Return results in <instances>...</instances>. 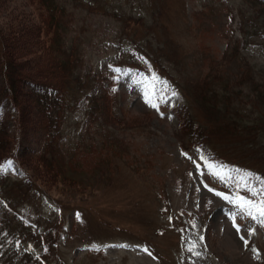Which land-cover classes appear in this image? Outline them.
Segmentation results:
<instances>
[{"label": "rangeland", "instance_id": "1", "mask_svg": "<svg viewBox=\"0 0 264 264\" xmlns=\"http://www.w3.org/2000/svg\"><path fill=\"white\" fill-rule=\"evenodd\" d=\"M57 2L66 44L81 48L82 61L73 109L57 134L61 152L51 160L39 156L47 141L37 139L41 109L17 79L53 81L58 73L41 40L38 13L46 10L36 0H0L7 72L23 107L19 128L4 108L13 140L2 148H18L0 166V264H264L260 218L230 202L259 204L264 189L214 164L181 129L186 118L214 121L211 109L191 101L200 89L224 90L229 107L255 113V94L264 95V4ZM243 111L235 114L247 120L234 126L254 127ZM235 132L222 155L264 160V148ZM256 132L255 139L264 135ZM237 164L262 171L264 183L262 163Z\"/></svg>", "mask_w": 264, "mask_h": 264}, {"label": "trees", "instance_id": "2", "mask_svg": "<svg viewBox=\"0 0 264 264\" xmlns=\"http://www.w3.org/2000/svg\"><path fill=\"white\" fill-rule=\"evenodd\" d=\"M36 1L38 5H42V7L46 10L45 14L38 13L39 21L42 25V27H40V34L44 37V39H41L43 42L42 44H44V51L48 52V54L52 53L51 58L55 61L54 63H56V71L58 73L53 76V81H34L33 79L24 78L25 76H21L22 78L17 77V79L19 82H27L29 88L33 91L32 96L37 102V108L41 109L42 123L38 128L40 133L37 139L42 140L43 137H47V141H41L42 143L39 156L44 157V154L49 153V159L53 160L57 157L59 151L61 152L59 143H57V134L59 135V129L63 123L64 115L73 109V96L78 93L77 90L79 88L77 86L79 85L78 82L81 81L77 76L76 70L82 61V55L80 47H76L73 44L68 46L66 44L64 34L67 31L68 26L66 22L64 23L62 20L64 15L62 5H60L57 0ZM259 3L264 4V0H259ZM4 48L2 37L0 35V57L4 58V64H0V166L3 165L7 159L13 157L14 154H11L12 149L16 150L18 148L17 145L12 148L10 147V151L9 149L5 150L2 148L3 143L6 146L10 140H13L9 134V125L6 124V126L3 122V118L7 116L4 111L6 109L8 110L7 112L10 114L8 115L9 120L14 127H23V107L22 103L17 99L18 94L14 90V77L10 76L7 72L8 70H11V66L10 62L6 59ZM248 80L249 79L246 81ZM40 83L42 84L40 85ZM74 83L78 84L75 88H72ZM227 93L228 92L224 90L217 91L207 88L203 90L200 89V91L194 94L192 99L189 96L188 98H190L191 101L193 100V102L201 103L202 106L205 108L207 107V114L210 115L213 112L214 121L213 123L211 122L212 125H210L204 119V121L208 123V125H205L204 121L199 124L196 121L193 123L191 122V119L188 120L186 118L182 119L183 123L181 124V129L187 132L190 137L198 139V141H196V145L201 147L204 151H207L211 161L219 164L229 174H241L245 182L246 179L248 182L253 181L254 185L260 186L259 190H262V188L264 189V183L263 180H261L263 175H260L262 174V171L247 168L237 163L245 160L254 163H262V165H264V160L261 157L255 158L254 156L252 159L240 155L239 157L238 155H235L234 157V159L238 160H232L231 158L222 155V151L226 149L224 147L226 144H223L222 142L228 135H233V132L239 131L238 133L235 132L237 133L236 137L239 136V140L242 138L241 141L243 143H246V145H249L250 147L254 146L257 150L264 148V135L258 139H255L256 137L253 136L255 131H257L256 135L264 132V95L262 92L260 94H255V100L257 103L253 105L255 112L254 115L250 113V109H245V111H243L235 109V107H229L224 98ZM4 108L6 109L4 110ZM214 108L220 112H224L225 110V114L222 115L221 113H214L216 111ZM209 109H211L212 112H209ZM242 111L246 115L251 114L250 117L254 121L251 123H254V127L247 129L244 127L252 126V124L247 125V123H241V127H238L239 130H237L238 128L237 126H234V123L243 122L248 118L247 116L239 117L235 114V112ZM51 113H53V116ZM222 118L227 119L229 124L225 120L222 122ZM212 133L215 134L214 136H216V138L212 136ZM46 149H48V151H46ZM50 149L52 151H49ZM262 154L264 155V152ZM50 155H52V157ZM51 164V162L48 163L49 168ZM60 180L64 183L66 182L65 180H68L66 184L72 185L75 182L62 176H60Z\"/></svg>", "mask_w": 264, "mask_h": 264}, {"label": "snow or ice", "instance_id": "3", "mask_svg": "<svg viewBox=\"0 0 264 264\" xmlns=\"http://www.w3.org/2000/svg\"><path fill=\"white\" fill-rule=\"evenodd\" d=\"M116 71H119V70L117 69ZM146 96H147V94H146ZM146 102H147V100H146ZM151 106L156 107L155 104H152ZM253 195H255V193H253ZM225 199H227V197H225ZM230 202L236 203L238 205V207H240L241 210H243L245 212V214L248 215L249 217H251L253 220H257L258 218H260V223L262 226H264V200H261V202L259 204H256L254 202L244 200L243 198L238 197L236 201H230ZM233 226L236 227L237 232H239V227L236 226L235 223ZM249 234H251V233H249ZM245 244H247V241H245ZM119 246L120 247H127V245H119ZM97 250H99V249H97ZM192 250H193L192 248H189V251H192ZM143 251L147 252L148 250L145 248V249H143ZM253 251H255V250H253Z\"/></svg>", "mask_w": 264, "mask_h": 264}]
</instances>
